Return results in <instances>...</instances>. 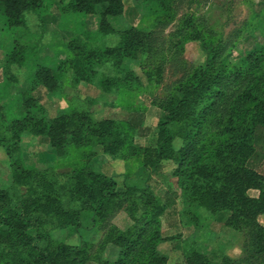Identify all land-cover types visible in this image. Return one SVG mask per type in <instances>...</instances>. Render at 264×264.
Instances as JSON below:
<instances>
[{"label":"trees","instance_id":"16d2710c","mask_svg":"<svg viewBox=\"0 0 264 264\" xmlns=\"http://www.w3.org/2000/svg\"><path fill=\"white\" fill-rule=\"evenodd\" d=\"M42 1L0 0L8 28L17 32L24 25V13L31 9L39 13ZM68 5L83 14L96 13L99 8L98 31L121 36L114 48L104 47L101 51L72 42L74 53L67 62L75 79L92 78L94 67L109 59L113 74L105 75L104 89L117 91L131 86L138 77L126 68V60H134L137 52L144 50L146 64L158 57L154 69L160 82L163 52H171L173 66L181 68L182 75L168 87L166 96L152 102L167 115L158 122L156 144L143 150V165L156 169L164 159L176 161L170 176L187 197L188 209L184 212L194 224L201 221V207L212 219L228 211L224 225L241 233L242 257L224 254L219 264H264V93L259 92L264 83V53L247 56L246 67L228 66L219 62L228 42L221 38L211 42L192 29L191 40L207 51L204 64L195 66L184 58L176 60L183 52L177 42L164 48L160 26L147 32L133 26L120 27L122 0H70ZM35 82L49 91L57 89L51 69L36 64L23 99L27 107L24 115L12 120L0 115V147L9 160L12 178L7 188L0 187V244L8 253L1 256L3 264H92L87 241H46V226L81 227L82 211L96 216L100 228L106 230L104 241L119 248L116 259L98 258L96 264H164L167 255L157 244L170 237L161 235L159 216L173 199L157 202L148 184H125L119 189L117 177L105 174L91 160L96 151L89 147L99 146L111 157L119 153L126 140L123 127L112 117L94 118L87 100L73 99L69 111L48 118L45 108L35 103ZM31 104L40 111L39 118H35ZM215 128L210 138L208 132ZM26 129L40 135L58 156H66V146L71 143L80 150L84 163L70 165L66 171L26 167L20 145L21 133ZM176 136L184 140L177 151L173 143ZM216 140L219 143L215 146ZM120 210L133 221L126 230L112 222ZM184 259L186 264H209L207 255L195 248L189 249Z\"/></svg>","mask_w":264,"mask_h":264},{"label":"rangeland","instance_id":"374dc122","mask_svg":"<svg viewBox=\"0 0 264 264\" xmlns=\"http://www.w3.org/2000/svg\"><path fill=\"white\" fill-rule=\"evenodd\" d=\"M69 1L43 0L39 13L32 9L24 13V25L18 27L17 32L8 28L6 17L0 8V115L7 120L21 118L27 109L23 103L27 96L25 91L33 79L36 64L49 67L55 76L57 89L49 91L35 82L32 91L35 103L45 108L48 118L69 111V102L73 99L91 102L94 118L112 117L123 127L126 134L124 146L115 157L103 153L99 146L89 147L96 151L91 157V160L96 161L92 162L93 165L105 174L117 177L119 189L125 184L138 187L148 184L154 191L157 202L173 199V203L167 205L164 213L159 216L161 235L170 237L157 244V248L167 255L164 264H186L184 255L191 248L206 254L209 264H219L220 256L224 254L235 259L241 258V233L232 228L228 231L222 226L228 214L227 210L219 212L210 226L208 221L212 216L205 207L199 209V224H194L185 214L184 210L188 209L187 197L175 182V178L170 176L176 167V161L164 159L156 169L143 165V150L156 144L158 122L167 115L152 102L166 96L168 87L182 75L181 68L173 66L171 52H163L165 60L161 61L160 82H157L154 69L159 59L152 57V62L146 64L147 53L144 50L138 51L134 60H126V68L129 67L138 77V81L131 86H123L117 91L104 89L102 80L106 74H113L109 59L94 67L92 78L75 79L67 62L74 53L72 42L85 43L101 51L104 47L114 48L120 42L121 36L98 31L99 8L96 13H78L68 5ZM122 2L123 23L121 22L120 27L133 26L147 32L160 26V29L163 28L160 35L165 41V49L170 47V42L183 46V52L177 57V61L184 58L190 64L198 66L206 60L207 51L199 42L190 38L192 29H197L211 42L218 38L228 42L219 58L222 64L246 67L247 56L255 52L264 53V0ZM186 23L191 26L186 27ZM179 65L182 67L183 64ZM259 92L264 93V83ZM247 107L249 104L245 108ZM32 108L35 118H39L40 111L33 104L30 105V109ZM215 132L216 128L208 132L210 138ZM183 142L181 137L176 136L174 149L177 151ZM218 143L219 140H216L215 146ZM20 145L22 161L26 167H49L66 171L70 169V165L79 166L81 162V166L84 163L80 150L72 147L71 143L69 147L66 146L67 155L58 156L40 135L29 129L21 133ZM11 179L9 160L4 149L0 147V187L7 188ZM249 194L255 195L256 191H249ZM80 219L82 226L78 229L46 226V241L57 240L69 244L87 241L91 245L92 264H96L98 258L108 261L116 259L119 248L110 241H104L106 230L100 228L97 217L90 211H82ZM112 222L120 230H126L133 223L124 210L118 211ZM46 241L41 243L45 244ZM101 242H104L102 247ZM4 252L5 247L0 244V264L4 262L1 256H8Z\"/></svg>","mask_w":264,"mask_h":264},{"label":"crops","instance_id":"0c3cea01","mask_svg":"<svg viewBox=\"0 0 264 264\" xmlns=\"http://www.w3.org/2000/svg\"><path fill=\"white\" fill-rule=\"evenodd\" d=\"M227 215H228V214H226V217H227ZM226 217H225V218H226ZM215 218H216V217H214L213 219L209 220V222H208V225H209V226L214 222ZM224 220H225V219H224ZM222 226H223V228H226L228 231H230V230H229L230 227L225 226V225H224V221H223V225H222Z\"/></svg>","mask_w":264,"mask_h":264}]
</instances>
